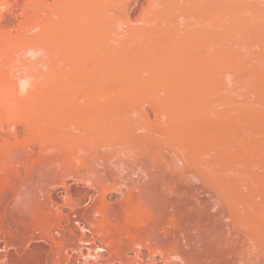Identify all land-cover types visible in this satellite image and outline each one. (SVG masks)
<instances>
[{
  "label": "rangeland",
  "instance_id": "1",
  "mask_svg": "<svg viewBox=\"0 0 264 264\" xmlns=\"http://www.w3.org/2000/svg\"><path fill=\"white\" fill-rule=\"evenodd\" d=\"M1 1L7 2L6 10L4 7L0 9L8 17L11 11V19H8L9 22L7 16H0V37H3L0 40V89L9 81L3 72L7 75L11 70L9 66L13 67L11 64L15 62L19 66L23 63L30 66V71L26 72L31 76L30 83L35 79L34 84L39 82L38 85L50 84L66 89V95L56 94L62 100L82 99L85 90L82 87L87 85H103L106 88L113 85L122 90L137 85L138 88L139 85L150 87L156 92L160 108H166L169 114H180L189 121L185 130L187 133H181L182 137L181 134H159L161 140L158 139L156 143L159 141L160 152L168 154L174 144H183L188 156L185 163L190 171H203V176L209 181L234 182L237 189L227 190L231 195L242 189V195L247 192L250 197L251 194L261 195L248 207L251 210H264V0H103L97 8L82 7L78 0ZM24 36L31 37V40L35 38L34 43L45 44L48 52L16 54L25 43L21 38ZM164 48H168L167 52ZM144 49L163 50L158 58L149 56V61L148 56H120L121 52ZM163 51L166 54L168 51L171 54L175 52L176 55L172 58L169 53L168 58H162ZM106 53L109 55L106 56ZM0 93V224L6 229L9 226L13 238L20 239L21 252H17L16 242L9 234L6 237L0 234V248L6 243L11 246L9 251L13 264L15 261H29L32 254L36 256V264H62L65 259L69 261L64 264H76L73 262L76 261L75 256L86 252L85 248L81 249L84 251L78 248L80 243H76V239L79 238L74 237L78 232L72 233V236L75 234L73 240L70 238L72 236L64 240L66 247L56 242L60 240V235L67 234L69 230H60L58 217L72 212L70 218L77 219L72 214L80 212L81 217L82 211H85L83 208L89 206V197L79 195L88 182L76 179L73 176L75 172L66 175L65 171L73 164H80L81 156L72 153L69 145L62 147L55 140L58 136L50 137L47 129L37 128L30 133H21L19 137L8 135L14 122L21 124L23 113L7 109L4 97L8 96H4L2 91ZM98 95L102 97L101 100L114 96L107 92ZM52 106L60 108L57 104ZM145 107H149V104L146 103ZM58 109L52 110L54 114ZM109 109L104 106L99 109V115L100 112L110 113L112 110ZM77 117L76 113L67 119L75 121ZM62 118L64 121L65 117ZM81 140L78 138L76 145ZM47 144L61 148L58 152L60 160L56 164H49L46 159L48 154L43 146ZM26 146L31 151L28 163L17 158L18 151ZM166 162V159L155 160L157 165ZM57 164L59 168H53ZM82 171L83 175L85 171ZM63 182L67 184L71 198L65 193ZM239 182L249 183L251 188ZM199 183L190 175L187 181L176 179L172 185L174 193L169 195V199L164 196L159 198L161 194H158L156 198L134 202L136 207L132 203L121 208L118 204L121 195H107L105 200L115 212L111 213L110 210L107 217L97 214L96 221L103 220L100 227L97 226L98 230H102L100 236H105V240L107 229L115 230L118 226V230L119 226L123 229L128 225L131 228V225H137V220L141 221L138 224L143 223L146 232L132 230L130 233L133 232V237L145 236V239L149 233L151 236L152 230L157 229L154 234L157 241L151 239L142 242L141 247L135 245V250L141 249L146 254V258L135 257L137 262L149 261L154 257L159 263L168 258L170 263H164L184 264L174 258L180 255L191 264L203 262L204 259L205 263L211 264H242L235 256L221 252L216 254L215 243L207 240L209 233L206 229L212 225L210 215L214 209L206 207L210 194L202 193V189L197 190ZM95 215L89 214L85 219L89 217L92 222L95 219H91V216ZM147 215L156 217L154 224L157 222L159 227H151ZM85 235L82 234L81 238L87 239ZM128 238V234L123 233L116 252L108 250L109 258L119 252L126 256L130 247ZM58 246L59 250L56 248ZM208 247H211L210 251L206 249ZM77 248L81 252H77ZM129 253L135 254L134 251ZM209 255L216 258L215 261L211 257L206 258ZM61 259L62 262H59ZM99 260H102V254Z\"/></svg>",
  "mask_w": 264,
  "mask_h": 264
},
{
  "label": "bare ground",
  "instance_id": "2",
  "mask_svg": "<svg viewBox=\"0 0 264 264\" xmlns=\"http://www.w3.org/2000/svg\"><path fill=\"white\" fill-rule=\"evenodd\" d=\"M78 1L80 6L82 5V7L97 8L98 6H100L103 0H78ZM6 6H7V2L4 1L0 2L1 9L4 7L6 10ZM1 9H0V16L6 17L7 14L4 13V11ZM10 12L8 14H10L11 16ZM10 16L9 17L7 16L8 17L7 20L11 19ZM8 21L10 22V20ZM21 38H23L22 41L23 42L25 41V43H23V45L20 48H18L17 52H15L16 54L31 53L33 55L34 54L36 55L40 52L42 53V51L45 50L47 51V49L45 48V44L42 43L43 44L42 45L41 43H34L35 42L34 37H33L34 40H31V37H25V36ZM2 39L3 37H0V40ZM159 49L156 48V50ZM167 49L164 48L166 52ZM148 50L147 49L140 51L138 50L137 52L132 51L133 53L129 51H125V52H121L120 56L126 55L127 58H135V57L141 58L143 56L145 57L148 56V61H149L150 57H153V59H155L154 57L160 56L163 49L161 51H155L154 49H152L153 51L152 50L148 51ZM163 52L164 53L161 57L168 58V54L170 53V51H168V54H166L165 51ZM107 54L108 53H106V56ZM177 54L179 55L178 52ZM175 55L176 54L174 52V54L170 53L169 56L173 58V56ZM156 60L155 62L157 63L158 60L157 61ZM164 60L166 61V59ZM1 61L4 62V60ZM97 61L98 60H96V62ZM4 63H6V61ZM1 64L2 62H0V65ZM16 64L17 63L15 62L11 64L13 65V67L9 66L11 70L7 72V75L4 74L3 72V76L4 75H5L4 77L7 76V79L4 78L3 82L5 83V79L9 81L6 82L5 85H2L1 86L2 88L0 89V91L4 92L5 94L4 96L6 95L8 96L6 98L4 97V99L7 100L5 102L6 106L4 104L3 105L7 109L9 108V109H13L14 111L16 110L18 113L19 112L23 113L22 118L20 119V121L22 122L21 124L18 123V125L20 124L21 126L14 124L17 123L14 122L12 125L13 129L9 127L10 129H12V131H8V135L19 137V135L23 132L30 133L35 131L37 128L47 129V131H49L52 134V135L50 134V137L58 136V138L57 139L55 138V140L57 143L61 144L62 147H64V145H69L71 146L70 151L72 153L76 155L80 154L81 156L80 164L76 166L75 164H73V167L74 168L76 167L75 169L71 166V168H73L75 171H73V169L71 168L66 169L65 171H66V175L67 174L72 175L75 172L73 176H75L76 179H80V180L82 179L88 182L85 188H83V190L80 191L79 195L89 197L90 199V201H88L89 206H86L88 204L85 205L86 208L85 207L83 208L85 209V211H82L81 217H80V212L76 214H72L74 215V217L75 215L77 216V219L76 217L74 218L76 220L74 219L72 220L70 218V214L72 213L71 212L70 214L68 213L67 216L66 214L63 216L60 215V217H58V223H57L59 225L58 227L60 228V230L69 229L70 231H72L70 233H68L69 230L67 231L68 235L71 234L70 236H72L73 232L76 233L77 231L78 235L76 236L75 234H73V236L75 235L74 236L75 239L79 238L76 239V241L80 240L79 242L78 241L76 242V243H80V246H78V248L80 247L79 248L80 250L82 248L86 249V252H81L84 250L80 251L78 248L77 249L79 251L75 249V252L76 251L81 252L82 254L80 255L79 253V257L75 256L76 258H74V260L76 261H73L74 263L76 262L79 264L100 263L99 262L101 261L99 260V258L101 257L100 251L106 249L113 252L117 250L116 248L118 247L117 245H121V243L119 242L121 241L120 237L123 235V233L128 234L129 238L131 237L130 241L129 238L127 240L128 246L130 245L129 251L127 253L125 252L126 254L124 253L126 256H124L123 254L121 255L120 252L118 255L121 256L114 254L118 257L115 258V256L113 255L114 256V258H112L113 260L111 259V257H113L111 255V257L109 258V260L111 259L110 262L108 260V262L105 263L116 264L117 263L116 261H118L119 264H167L164 262L170 263V260L168 258L166 260L165 259L161 260L162 262L160 263L156 261L154 257H151L150 258L151 260L149 261L146 260L147 262L146 261L137 262L136 260V258L138 259L146 258V254L141 249L139 251L135 250L136 249V248L134 249V247H136L135 245L138 244L140 246L142 242L150 241L151 239H153L151 241H155L157 238L154 239V234H156L157 229L152 230L153 233L149 230L152 234L150 236V233L149 234L147 233L149 236L147 235L145 239H144L145 236L133 237L132 235L133 232L130 233L132 230L138 232L139 231L146 232L145 226H144L145 229L143 228V223L138 224L141 221L137 222V220L135 219L136 220L135 223H137V225L133 224V226L131 225V228L127 224L128 227H125L123 229H121L120 226L118 230H116L118 226L115 228V230L112 228L107 229L105 233L107 234L106 238L108 240L107 239L104 240L103 238L105 236H100L102 230H98V227H100L101 222L103 220L101 222L99 220L96 221L97 220L96 216L101 215L103 217H107V214H109L110 210L111 213L115 212V211L112 212L113 208L111 209V206L105 200L107 195H110L112 193H117L121 195V199L118 200L119 202L118 204L121 206V208L125 207L126 204L132 205V203L134 202H142L144 201V199L147 198H156L158 194H161L159 198L160 197L163 198L164 196L165 199H169L170 197L169 195L174 193V189L172 188L174 181L176 179L187 181V178L190 175L191 179L193 180L195 179L196 181L198 180L200 182L199 185L196 187L197 190L202 189V193L205 194V192H208L207 194L208 195L210 194L209 195L210 198L206 203V207L209 206V210H211L210 208H213L214 212H212L211 210L210 216L212 217L213 221L211 222L212 225L210 224L211 227H209V229L207 228L206 230L209 233L207 240H211L215 243L214 249H216L215 251L216 254L221 252L223 254L226 253L229 256H235L239 258L238 262H241L242 264H264V210L262 211L253 210V209L251 210L248 207V205L254 204L253 201H257L256 198L262 196L259 194L256 195L251 194L250 197L249 192L247 193L244 192L246 194L242 195L243 189L241 190V192L239 191L241 188L245 187L246 185H249V183L247 184L246 182L243 183L245 184V186L243 187L239 186L241 188L239 189L238 192L241 194L235 193L234 195H231L227 190L230 189L231 191L232 188L234 187L236 188L237 184L235 185L234 182H225V181L222 182V181H214V180L209 181L205 179V176H203L204 175V173H202L203 171L202 172L200 171L197 172L193 170L190 171V168L185 163L186 162L185 159L188 156L186 157V154L184 152L185 146L183 144H181V146L174 144V146H172L170 150L168 149L169 150L168 154H166L165 152H160L159 149L161 148L160 147L158 148L157 145L159 141L156 143V141L160 139L159 134L161 133L163 134V136L164 135L173 136L174 134L177 136V134L180 135L181 133H183L184 135V132L186 130V127L188 126L189 121L188 118L183 117L180 114L178 116L176 114H169L166 108L163 107L160 108L158 99L156 98V92L153 89H151L150 87L145 88L142 87L141 85H139L140 86L139 88L138 85L137 87L132 86L131 88L129 87L128 89L124 87L126 88V90L125 89L122 90V88H120L119 86L118 88L113 87V85L110 88L103 87V85L98 87L87 85L86 87H82L83 89L85 88V90H83L84 96L82 95L83 97H81L82 99L76 96L77 99L73 98L74 100H70V99L66 100L63 97L62 98L64 100H62L61 97H56V94H59V96L61 94L62 96V94H65L67 92L66 89L58 88V86L56 87L50 84L38 85L39 82L38 84H34L36 83L33 82L35 79L30 83L31 76L28 73H26L28 69H30V66L27 63H23L24 67L26 68V70H23L22 69L24 68L23 64L21 66H19V64L17 65ZM30 64L32 65V63ZM86 66L88 65H85V67ZM35 76H37V74ZM105 92L113 93L114 96L106 100H101L102 97L100 98L96 96L97 94H99L98 96H100L101 93L103 94ZM122 93L124 95L126 94L129 95L123 98L121 97V95H123ZM54 97L60 99H55ZM4 99L1 100L4 101ZM146 103L149 104L150 109H147L149 107L147 108L145 107ZM56 104L60 108L58 109L57 106H54L58 109L57 110L58 112L57 113L55 112L54 114L53 111H55L56 108H54L52 105H56ZM104 106H108L110 108L109 110L112 111L110 113L106 112L103 114H101L102 112H100L99 115V111H100L99 109L103 108ZM50 107H52V109ZM49 110H51L50 116H49V112H50ZM76 113L78 114V117L75 121H69L67 119L71 115H75ZM62 116L65 117L64 121L61 120ZM158 136L159 138H157ZM78 138H82V140L79 142V144L76 145ZM60 149L61 148L59 146H55L51 144H47L43 146V150L45 151L46 154H48L46 159L49 164H54V163L56 164L57 162H59L60 155L58 152ZM30 152L31 151L28 150L27 146L21 148V150L18 151L17 158L21 162L28 163ZM88 156H93V158H89ZM157 158L166 159L167 164H162V165L155 164V160ZM57 167L59 168V164H57V166L53 168L57 169ZM82 170L85 171L83 175L81 174L83 172ZM94 171L98 173H94ZM243 184L241 182L240 185ZM62 185L64 187L65 193L68 194L67 196L71 198L70 197L71 195H69V192L67 191V184L63 182ZM249 187L251 188L250 185ZM262 201H264V199H262ZM133 206L136 207V203H134ZM77 208L75 207L76 210ZM134 210L132 211L134 212ZM132 211L130 213H133ZM146 213H148V211ZM89 214H96L94 217L91 216V219H95L92 220V222L91 220H89L90 219L89 217H88L89 219L88 218L87 220L85 219L87 215L89 216ZM147 216H148L147 218L149 219V223H152V225H150L151 227H157V226L159 227V224H157V222L156 224H154L155 220L157 221L156 217L153 218V216L151 215H147ZM3 227L4 226L1 223L0 234H3V237H6V235L9 234V236L13 238L9 226L8 229ZM87 228L91 229V231L93 232L96 238L99 237L102 239V240L100 239L103 242L102 246L96 244V242L92 241L89 238L87 239L81 238L82 234H86ZM120 230L121 232L117 233V231ZM73 236L70 237L72 238V240H73ZM13 239L16 242L15 246L17 252L20 253L21 252V246L19 244L20 239L18 237L17 238L14 237ZM59 242L60 240H57L56 244H59ZM106 243H108L109 245ZM93 244H96V246L91 247ZM211 247H208L206 249L210 251L211 249L209 248ZM56 248L58 249L59 246ZM130 251H134L135 254L130 255L129 253ZM59 255L61 256V254ZM209 257H211V255H209L206 258ZM68 258L70 257L68 256ZM174 258H176V260L183 262L184 264H191L180 255H176ZM211 259L215 261L216 258L211 257ZM24 260L26 259L24 258ZM114 260L116 263L113 262ZM29 261L31 262V264H36L35 254L31 255ZM29 261L27 260L21 263L15 261V264H28ZM68 261H69L68 259L67 260L65 259L63 262L65 263ZM59 262H62V259L59 260ZM63 262L62 264H64ZM203 262L197 261V264H202ZM203 264H211V263L204 262Z\"/></svg>",
  "mask_w": 264,
  "mask_h": 264
},
{
  "label": "built area",
  "instance_id": "3",
  "mask_svg": "<svg viewBox=\"0 0 264 264\" xmlns=\"http://www.w3.org/2000/svg\"><path fill=\"white\" fill-rule=\"evenodd\" d=\"M86 234H87L86 235V238L91 239L92 241L96 242V244H98L100 246L103 245V242L100 239H97L94 236V234L91 231V229L87 228ZM69 236L70 235H68V234H62V235H60V242H61L60 246L66 247L63 242ZM96 244H93L92 246L95 247ZM10 248H11V246L6 245V244L3 247L0 248V250L2 251V255L0 256V264H13V258H12V255H11L10 251H9ZM100 252H101V254L103 256L102 257V260H101L102 263L107 262L109 260V256H110L109 253H108V250H104V251H100Z\"/></svg>",
  "mask_w": 264,
  "mask_h": 264
}]
</instances>
